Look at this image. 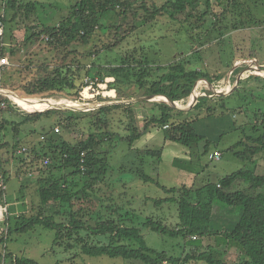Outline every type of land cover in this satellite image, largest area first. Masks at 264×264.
<instances>
[{
	"label": "rangeland",
	"instance_id": "1",
	"mask_svg": "<svg viewBox=\"0 0 264 264\" xmlns=\"http://www.w3.org/2000/svg\"><path fill=\"white\" fill-rule=\"evenodd\" d=\"M19 1L23 3L36 1L38 3L40 9L38 20L33 24V27L39 30H42L43 26H55L70 15L71 6L75 2V0ZM130 1H134L133 9L136 16L129 13L128 19L123 21L112 14L103 16L106 27L120 26L121 31L117 32L116 28L97 29L88 44L84 45L76 41L70 45L68 60L65 61L71 63L73 71L77 64L82 63L90 70H94V74L97 75L101 68L99 65L118 66L121 58L127 55V52L131 53L136 50L135 53L138 57L139 52L143 51V55L148 58L153 68H163L153 74V81L160 80L161 76L169 73L171 70L168 68L171 65L180 63H184L185 66L187 64V68L200 69L209 75L212 84L205 80L198 82L188 100L176 103L180 109L191 111L193 107L189 106H194L196 94L197 98L208 96L212 100H217L222 97L218 95L219 93H224L227 95L224 97H228L239 87L243 93L231 96L226 101L227 108L224 110L215 106L213 117L204 114L194 123L196 133L205 136V140L210 142L206 152L204 151V141L196 142L194 140L189 146L171 142L165 138L164 128L154 124L149 126L141 138L132 144L129 143L126 139L130 134L128 130L129 112H126L124 108L110 112L109 127L101 126L102 131L113 132V135L104 141L101 148V156L109 163V171L105 183L99 184L98 188L103 187L108 196L113 194L111 197L119 204H122L124 200L126 208L134 211L136 224L143 223L146 218L153 216L154 219L161 220L164 226L174 228L178 222L177 206L173 204L156 206L154 204V199L166 197L163 187L187 186V188H192L196 180L202 179L206 183L216 182L238 170L253 168L248 159L249 154L247 159H243L237 156L236 152L244 151L245 144L241 142H246V134L258 137L264 133V130H260L261 128L252 132L249 126L250 122L253 124L260 122V120H256L258 117L255 118V115L252 114L253 107H256L257 110L261 108L260 103H253L249 107L248 113L245 107H239L240 110L233 113L229 109V104L236 101L241 102L242 97L247 95L254 96L258 102H264V80L251 78L255 76L264 78V0H211L210 15L205 18L204 22L199 21L198 18L207 10L208 5L205 4L207 3L205 0H200L198 10L188 21L180 22V17L173 20L168 15H162L147 23L141 22L146 11L141 10L140 6L147 5L150 9L162 7L168 0ZM1 2L2 0H0V15L2 12ZM10 14L9 12V19ZM220 20L221 22L218 23ZM24 24L31 25L29 22ZM135 25L138 27L132 28ZM4 31V39L1 41L3 53L5 51L6 55L12 54L10 66L2 69V73V70L0 71V98L8 97L22 108H30L33 102L51 100H37L28 97L25 95L24 89L27 80L35 75L41 65H49L50 68H53L60 64L59 61H55L56 53L47 48L46 36L39 42L21 47L19 44L24 40L25 26L19 19L13 23L8 22ZM116 33L119 37L125 33L129 35L115 48L104 49L114 43L113 35ZM90 51L94 53L91 57L88 55ZM83 74L85 73L79 74V76L75 75L76 85L79 86L82 80L84 83L85 75ZM70 77L73 78V76ZM100 79L97 77L93 80L94 90L84 93V84H82V90L78 97L71 95L72 98L53 99L55 105L45 102L47 107H42L34 112H44L48 109L61 111L69 109L82 111L86 114L105 106L129 105L126 103L134 101L130 106H132L133 115L135 114L137 118L138 126L142 128L149 118L159 112L156 104L165 101V99H160L163 97L162 95H147L146 88L141 89L138 85H132L127 80L115 81L114 75L107 76L104 81H100ZM109 83L114 84V87L110 88ZM151 85L152 83H149V86ZM58 93L70 96L66 91ZM12 96L21 100L17 102L20 106ZM65 104L69 107L66 108ZM41 106L43 105H38L37 108ZM32 107L36 106L32 104ZM10 112L12 118H16L18 121L22 119L17 109ZM46 117L48 118L41 117L30 125L20 126L16 134V131L9 130L6 132V136L1 137L2 141L9 143L8 153H5V157L11 160L6 167L7 177L4 184L7 190L6 198L3 201L9 205L10 228L13 230L17 223L16 218L22 215L30 217L40 210L38 178L42 175L41 168L46 169L44 174L48 173L43 161L49 158L50 166L58 165L61 162L58 155L50 153L46 147L50 128L55 126V131L59 128L60 137L74 145L87 137L90 131H97L96 115L81 116L80 120L69 121V126L67 124L57 125L61 118H68V113ZM173 121L178 123L181 122V119L176 118ZM43 126L46 127V130L49 128V134H46ZM238 143L241 144L236 150H232L231 147ZM248 144L251 147L254 146L251 143ZM14 145L16 148L13 147ZM158 149L161 150L158 155L140 156V151L147 152V150ZM217 153L221 154L219 160L216 159ZM254 160V163H258L264 168V151L255 156ZM191 164L195 165L189 170L194 171L195 174L188 170ZM259 173L264 174L261 171ZM141 175L149 176L152 180L146 182L141 179ZM261 192H264V189ZM51 210L46 209L45 214L51 213ZM223 216L216 215V222L219 224L216 230H223V227L229 223L228 217L223 218ZM2 227L3 232L0 230V234L2 233L0 235V254L4 257L0 264H15V258L31 259L38 264H143L140 261L110 259L106 256L88 257L80 249L66 250L54 246L56 231L42 225H36L26 233L13 232L7 236L8 242L2 243L1 239H5L9 226L5 221H1L0 228ZM141 230L148 247L165 251L169 256L181 258L179 264H206L194 259L187 262L183 259L189 252L196 251L199 254L206 251L208 247L214 250L217 261L235 264L240 260L241 253L237 249V242H233L236 246H228V240L220 235L207 238L196 236V240L188 237L184 240L182 237L174 238L168 234L160 235L153 231L150 232L144 227H141Z\"/></svg>",
	"mask_w": 264,
	"mask_h": 264
},
{
	"label": "trees",
	"instance_id": "2",
	"mask_svg": "<svg viewBox=\"0 0 264 264\" xmlns=\"http://www.w3.org/2000/svg\"><path fill=\"white\" fill-rule=\"evenodd\" d=\"M205 2L208 5L207 10L198 18L202 22L210 15L209 11L211 9V0H205ZM199 3L200 0H168L162 7L152 9L147 5H142L140 8L146 11V14L141 22L154 21L162 15H168L173 20L180 17V22L188 21L193 17L194 12L198 10ZM133 6L134 1L130 0H75L71 6L70 15L55 26H43L42 30H39L33 27V24L38 20V11L40 10L36 1L23 3L19 0H6L5 12L0 16V23L5 26L8 22L13 23L16 19L23 23L25 36L23 42L19 44L21 47L39 42L46 36L49 39L48 41L45 40L48 44L47 48L56 53L55 61L60 63L53 68H50L49 65H41L35 75L30 80L28 79L29 81L27 80L24 87L25 95L37 100L66 99L72 98L71 95L78 97L84 83L82 80V83L78 86L75 82L77 80L76 76L82 73H85L83 74L85 79L90 78L92 81L97 77L101 78L100 81H104L107 76L114 75L115 81L127 80L132 85H138L141 89L146 88L147 95L167 96L176 103L188 100L198 82L205 80L212 84V80L207 73L200 69L187 68V64L185 66L184 63L171 65L168 68V70H171L169 73L161 76L160 80L153 81V74L163 68H153L148 58L143 55V51L139 52L138 57L135 53L136 50L131 53L127 52V55L121 58L118 66L105 67L99 65L101 68L98 70L97 75L94 74V70H90L88 66L82 65V63L77 64L75 71H73L70 66L71 63L66 62L70 45L76 41L84 45L88 44L97 29L116 28L117 32L121 31L120 26L106 27L103 16L112 14L122 21L127 20L129 13L136 16ZM9 12L11 13L9 15L10 19L8 18ZM223 21H225L224 18ZM25 22H29L31 25L26 26ZM127 35L129 34L125 33L119 37L118 33L114 34V43L104 49L111 50V48H115ZM1 41L0 58L5 53V51L3 53V43ZM93 54L91 51L88 53L90 57ZM70 76H73V78ZM251 78L264 80L260 76ZM149 83H152V85L149 86ZM108 85L110 88L114 87L112 83ZM61 91L68 92L70 96L68 97V94L59 95L58 92ZM239 93L243 94L240 87L228 97L222 96L217 100H212L208 96L199 97L197 104L191 111L176 109L166 101L158 102L156 105L159 112L149 118L142 128L137 124V118L135 114L133 115L131 104L109 105L94 109L86 114L82 111L69 109L27 112L23 111L8 97L0 98V176L5 178V182L7 177L6 167L11 160L5 157V153H8L9 143L1 140L2 136H6V132L14 130L16 134L20 126L30 125L44 116L46 119L48 115L68 113V118H61L59 124H57H67L68 126L69 121L80 120L81 116L87 114L97 116V122L95 123L97 131H90L87 137L75 145L60 137L59 132L54 129L55 126L50 128L46 147L50 153L58 155L61 162L58 165L50 166V160V164L45 166L48 169L46 174H44L46 169L41 168L42 175L38 178L40 210L30 217L22 215L16 218L15 230L10 228L11 223L8 218L5 222L9 227H7L5 239H1L2 243L8 242L6 238L13 232L26 233L32 227L42 225L56 231L54 246L66 250L80 249L88 257L106 256L110 259L140 261L143 264L168 262L179 264L181 258L169 256L165 251L148 247L141 230V227H144L150 232L153 231L160 235L168 234L174 238L182 237L184 240L188 237L207 238L220 235L233 245H235L233 242H237L241 256L235 264H264V192H261L264 189V174L259 173V171L264 173V168L260 164L254 163L255 156L264 151V133L258 137L246 134V142H241L245 144L244 151L236 152L237 156L243 159L249 157V162L252 163L253 168L238 170L226 178L218 179L216 182L206 183L202 179L196 180L192 188L186 186L180 188L163 187L166 197L154 199V204L156 206L162 204L177 206L178 222L174 228L164 226L161 220L158 221L153 216L146 218L143 223L136 224L134 211L126 208L122 193L123 203L119 204L111 197L113 194L108 196L105 194L103 187L98 188L99 184L105 183L109 171V163L101 156L100 152L104 141L110 135H113V132L101 130V126L109 127L110 112L120 108H124L126 112H129L128 130L130 134L126 139L131 144L141 138L149 126L154 124L164 128L165 138L171 142L189 146L194 140L196 142L204 141V151L206 152L210 142L205 140V136L196 133L194 123L204 114L213 117L215 106L223 110L226 109V101L231 96ZM253 103H260L261 108L257 110L256 107H253L252 114L255 115V118L258 117L256 120H260V122L259 124L250 122L251 131L255 132L259 128L264 130V102H258L254 96L247 95L242 97L241 102L236 101L229 104V109L236 113L240 110L239 107H245L248 113V109ZM14 109H17L21 114V120L18 121V119L11 117L12 113L10 111H14ZM176 118H180L181 122L175 123L173 119ZM43 128L46 134H49V128L47 130L45 126ZM44 139L46 140L45 137ZM241 143L231 147V149L236 150ZM248 143L254 146L251 147ZM13 147L16 148V145ZM154 151H140V156L145 157L161 153L159 149ZM82 160H84V163H82ZM182 165L185 169L184 163ZM194 165H189L188 170ZM189 171L195 174L194 171ZM141 179L146 182L152 180L151 177L145 175H141ZM46 209L51 210V213L45 214ZM227 210H232L234 215L239 216L238 221L226 230H216L212 225L213 216L218 212ZM213 251L211 247H208L206 251L199 254L196 251L189 252L183 260L187 262L194 259L206 264H227L221 260L217 261ZM3 257L0 254V263ZM14 262L15 264H38L31 259L15 258Z\"/></svg>",
	"mask_w": 264,
	"mask_h": 264
},
{
	"label": "built area",
	"instance_id": "3",
	"mask_svg": "<svg viewBox=\"0 0 264 264\" xmlns=\"http://www.w3.org/2000/svg\"><path fill=\"white\" fill-rule=\"evenodd\" d=\"M5 1L6 0H2L1 4H2V13L1 15L4 14L5 12ZM0 15V16H1ZM5 26L0 23V38L1 40L4 39V28ZM47 41L49 40L48 38H45ZM3 45V44H2ZM12 53H10V55H6L5 53L2 54L1 58H0V69L2 68H5V67H8L10 66V56H11ZM84 84H85V87L83 88V92L84 93H87V92H90L92 89L94 90L93 86H94V81H92L90 78H86L84 80ZM67 102H71V101H67ZM65 102V103H67ZM79 104V103H78ZM3 107L5 106L4 104L2 105ZM59 128L56 129V132H59ZM26 150L24 149V152ZM221 158V154L220 153H217L216 154V159L219 160ZM82 163H84V160H82ZM43 164L44 166H48L50 164V159L49 158H46L44 161H43ZM84 169V167H82ZM4 180H3V177L0 176V223L1 221H6L8 218H9V210H8V203H5V201H3V199L6 198V190H7V187L6 185L4 184ZM0 230L3 232V227L0 228ZM2 235V233L0 234ZM194 240H196L197 238L196 237H192Z\"/></svg>",
	"mask_w": 264,
	"mask_h": 264
},
{
	"label": "crops",
	"instance_id": "4",
	"mask_svg": "<svg viewBox=\"0 0 264 264\" xmlns=\"http://www.w3.org/2000/svg\"><path fill=\"white\" fill-rule=\"evenodd\" d=\"M2 13V12H1ZM192 175V174H191ZM195 177V176H194ZM193 179V178H192ZM187 187V186H186ZM216 215L217 216H220V217H222V215H224L223 216V218H226V217H228V220H229V223L227 224V223H225V224H227L225 227H223V229H228V228H230L231 226H234L235 225V223L238 221V219H239V216H237V215H234L233 214V211L232 210H227V211H224V212H218V213H216L214 216H213V219H212V225L214 226V228H216V227H218V223L216 222ZM225 221V220H224ZM215 230V229H214ZM228 246L230 245L231 247H232V245L233 244H229V242H228V244H227ZM233 248H236V247H234L233 246ZM237 249L239 250V248L237 247ZM239 252H240V250H239Z\"/></svg>",
	"mask_w": 264,
	"mask_h": 264
},
{
	"label": "bare ground",
	"instance_id": "5",
	"mask_svg": "<svg viewBox=\"0 0 264 264\" xmlns=\"http://www.w3.org/2000/svg\"><path fill=\"white\" fill-rule=\"evenodd\" d=\"M13 97V99L16 101V103L18 102V101H21L20 99H16L14 96H12ZM197 98V94L195 95V98L194 99H196ZM160 99H165V98H160ZM166 100V99H165ZM25 101V100H24ZM45 102L48 104V103H50V104H56L55 103V101L54 100H46V101H40V102H33L32 104H33V106H36V107H32V104H31V107L30 108H22L18 103V105L24 110V111H27V112H29V111H33V110H39V109H41L42 107H47L46 105H45ZM38 105H43V106H41L40 108H37V106ZM48 106H51V105H48ZM71 106H74V105H71ZM75 107V106H74ZM85 107V106H84ZM76 108H80V107H76Z\"/></svg>",
	"mask_w": 264,
	"mask_h": 264
},
{
	"label": "water",
	"instance_id": "6",
	"mask_svg": "<svg viewBox=\"0 0 264 264\" xmlns=\"http://www.w3.org/2000/svg\"><path fill=\"white\" fill-rule=\"evenodd\" d=\"M218 95H220V96H227L226 94H224V93H219ZM163 96V95H162ZM163 98H165L166 100V102L169 104V105H171V106H173V107H175V108H177V109H179V110H183V111H188V110H185V109H180L178 106H177V104H176V102H174V101H172L170 98H168L167 96H163ZM147 99V98H146ZM137 101V100H136ZM197 101H198V98L197 99H195V104H194V106L197 104ZM134 101H129V102H127L126 104H131V103H133ZM66 105V108L67 107H69L67 104H65ZM193 105H190L189 107H194Z\"/></svg>",
	"mask_w": 264,
	"mask_h": 264
}]
</instances>
